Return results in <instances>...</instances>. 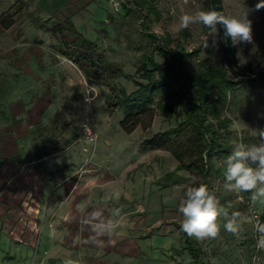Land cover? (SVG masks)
I'll use <instances>...</instances> for the list:
<instances>
[{
    "label": "rangeland",
    "instance_id": "374dc122",
    "mask_svg": "<svg viewBox=\"0 0 264 264\" xmlns=\"http://www.w3.org/2000/svg\"><path fill=\"white\" fill-rule=\"evenodd\" d=\"M203 1L155 0L154 4L160 14L157 21L154 17H147L145 11L125 15L119 3L134 8L139 5L135 0H114L112 11L107 15V22L95 25L91 21H85L83 35L95 42L98 52L107 60L122 68L126 77L117 78L115 85L131 92L136 89L132 78L136 77L135 72L141 56L151 50L142 32L149 31L162 39L165 35H170L173 41L170 45L172 48L175 47V42L179 41L189 52L200 49L197 56L187 60V65L192 71H196L202 61L217 63L221 60L217 33L212 34L202 25H192L187 29L179 25V16L183 12L191 13L202 9ZM222 2L227 15L240 16L246 8L253 9L258 0ZM5 13L9 16L15 15L14 11L9 10ZM248 18L252 21L253 42L236 45V49L239 63L251 64L254 75L242 76L245 82L237 88L235 96L223 107L222 115L232 120L229 127L232 143L242 141L245 144H253L259 142L253 129L264 127V9L249 12ZM45 23L43 22L44 25ZM49 23L50 21L46 24ZM51 32L38 36L34 35L30 28L23 33L20 30L10 33L0 31V129L21 122L11 114L15 107L23 105V108L30 110L31 107L36 109L43 105V111L38 115L37 121L42 126L36 132L32 131V135L38 138L45 136V144L41 149L52 155L58 140V128L57 131L50 132L54 124H68L69 137L76 140L77 144L86 140L85 129L90 127L97 136L96 148L92 155L90 147L84 154L83 163L85 159H91L93 165L102 162L112 165L120 158L127 159L128 155H131L133 160L145 157L146 164H142L141 168L132 173L130 179L141 188L147 186L151 187V191L161 190L159 193L163 195L161 198L165 201V220L181 223L182 216L178 212L179 200L186 187L192 184V177L196 178V186L204 184L202 175L179 171L177 172L179 182H174L175 178L170 182L165 181L162 175L174 170L177 161L167 150L145 151L141 146L144 138L176 127L177 123L183 120L181 113L176 111L170 120H165L158 114L150 130L143 131L138 128L132 135L124 133L119 127V122L123 118L122 111L116 110L112 115L108 112L106 96L109 88L90 80L85 75V70L60 53L59 38ZM156 61L158 64L162 63L159 57ZM254 76H259L258 80L249 81ZM165 94L166 92L158 93L156 100L162 99ZM0 132V136L4 134L3 131ZM106 135L115 139L112 147H109ZM186 141L182 138V147L186 145ZM123 148L126 150L123 151ZM144 171L151 183L148 178L145 179V183L139 181V176L142 172L144 174ZM223 172L224 161L213 160L208 181L229 215L233 212L240 213L242 230L239 236L227 232L223 227L225 220L220 217L217 221L220 232L216 238L203 241L192 238V242L204 253V260L211 264H264V251L256 248L257 234L254 231V225L258 220L264 222L262 220L264 201H258L253 205L250 197L243 192H226L222 188L216 191L218 184L223 181ZM152 212V216H155V207L152 208ZM155 230L161 233L163 230H170L166 235L168 238L166 241L170 243L165 251L171 253L173 264H188L191 255L181 230L174 227L165 229L156 227ZM162 243L163 239L157 241L155 247L159 248Z\"/></svg>",
    "mask_w": 264,
    "mask_h": 264
},
{
    "label": "crops",
    "instance_id": "0c3cea01",
    "mask_svg": "<svg viewBox=\"0 0 264 264\" xmlns=\"http://www.w3.org/2000/svg\"><path fill=\"white\" fill-rule=\"evenodd\" d=\"M113 1L0 0V16L15 12L13 24L7 29L0 25V31L23 33L30 28L38 36L56 34L69 21L84 34L85 21L107 22ZM41 106L15 107L11 114L21 122L0 129V264H64L68 259L76 264H173L165 251L170 230H155L176 228L165 220L161 190L141 188L130 179L147 159L128 155L112 165L97 163L102 169L76 181L73 176L91 144H77L69 137L68 124H54L50 132L58 130L55 152H43L45 136L32 135L42 126L37 123ZM106 138L112 147L115 139ZM145 171L139 176L143 183ZM153 207L157 217L152 216Z\"/></svg>",
    "mask_w": 264,
    "mask_h": 264
},
{
    "label": "trees",
    "instance_id": "16d2710c",
    "mask_svg": "<svg viewBox=\"0 0 264 264\" xmlns=\"http://www.w3.org/2000/svg\"><path fill=\"white\" fill-rule=\"evenodd\" d=\"M135 1L139 5L134 8L120 3L125 15L145 11L147 17L159 20L155 0ZM202 9L216 10L227 15L222 0H204ZM12 18L13 16L3 13L0 16L1 27L9 28L13 24ZM56 35L59 38V52L85 70L84 73L90 80L109 88L106 96L107 109L110 115L116 110L122 111L123 118L119 126L124 133L130 135L138 128L148 131L158 114L165 120H170L179 111L183 120L176 127L144 138L141 146L144 149L167 150L177 161L174 170L162 175L165 181L170 182L175 178L174 182H179L177 172L185 171L202 175L204 184L215 191L208 181L213 160L224 161L233 148L229 129L232 120L223 117V107L245 82L242 76L254 75L251 64L239 63L236 46L224 36L223 28L218 26L217 32L221 60L217 63L202 61L196 71L189 69L187 60L197 56L200 49L189 52L179 41L172 48L170 35H165L162 39L149 31L142 32L151 50L141 56L136 77L132 78L136 89L131 92L115 85L117 78L126 77L122 68L107 60L98 52L95 42L85 38L69 21L59 26ZM157 57L161 59V64L156 61ZM258 78L259 76H254L249 81L256 82ZM160 92L166 94L162 99L156 100ZM182 138L187 140L184 147ZM243 194L250 197L248 192ZM262 220L264 221V214ZM172 224L181 230V223ZM181 233L191 255L188 264H211L204 260V253L196 247L192 238L182 230Z\"/></svg>",
    "mask_w": 264,
    "mask_h": 264
},
{
    "label": "clouds",
    "instance_id": "9594fccd",
    "mask_svg": "<svg viewBox=\"0 0 264 264\" xmlns=\"http://www.w3.org/2000/svg\"><path fill=\"white\" fill-rule=\"evenodd\" d=\"M260 9H264V0H258L253 9L246 8L240 16L200 9L191 13L183 12L178 21L183 29L202 25L210 29L212 34L218 32L219 26L223 28L224 36L230 39L233 46L250 44L253 42V29L252 21L248 18L249 12ZM253 130L258 143L233 141V148L224 159L223 181L218 184L216 191L222 188L226 192H248L254 205L258 201H264V127ZM178 212L182 216L181 230L198 241L219 235L220 225L217 221L220 217L225 220L223 227L227 232L239 236L242 230L240 213L233 212L229 215L217 198L216 192L203 183L196 186L195 177H192V184L186 187L179 200ZM107 227L112 228V223ZM254 231L257 234L255 246L264 251V222L258 220ZM64 264H76V261L68 259Z\"/></svg>",
    "mask_w": 264,
    "mask_h": 264
},
{
    "label": "built area",
    "instance_id": "2783aa9c",
    "mask_svg": "<svg viewBox=\"0 0 264 264\" xmlns=\"http://www.w3.org/2000/svg\"><path fill=\"white\" fill-rule=\"evenodd\" d=\"M89 92V91H88ZM85 136L87 138H85L86 140H88L90 142V144L92 145V155L94 154L95 148H96V138L97 136L94 135L93 130L90 127H86L85 129ZM84 151H86V149L83 148ZM100 167L91 164V159H85L84 163L82 164L81 167L78 168V170L76 171L75 175L73 176L76 181H80L81 178L90 172H94L99 170ZM38 213V211H37Z\"/></svg>",
    "mask_w": 264,
    "mask_h": 264
}]
</instances>
